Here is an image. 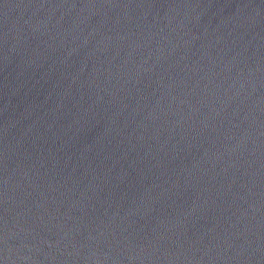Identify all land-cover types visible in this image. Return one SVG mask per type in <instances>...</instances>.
<instances>
[{
	"label": "water",
	"instance_id": "water-1",
	"mask_svg": "<svg viewBox=\"0 0 264 264\" xmlns=\"http://www.w3.org/2000/svg\"><path fill=\"white\" fill-rule=\"evenodd\" d=\"M0 264H264V0H0Z\"/></svg>",
	"mask_w": 264,
	"mask_h": 264
}]
</instances>
